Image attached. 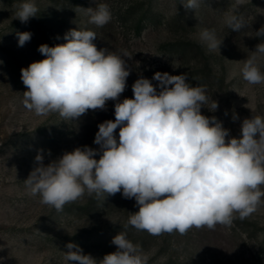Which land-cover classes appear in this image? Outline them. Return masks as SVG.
<instances>
[{
  "label": "rangeland",
  "instance_id": "obj_1",
  "mask_svg": "<svg viewBox=\"0 0 264 264\" xmlns=\"http://www.w3.org/2000/svg\"><path fill=\"white\" fill-rule=\"evenodd\" d=\"M23 2L0 0V264H70L65 259L68 243L100 260L116 251L111 240L120 231L142 246L148 264H264V206L230 227L152 236L124 228L138 208L121 193L100 199L85 195L58 212L42 205L24 182L38 166L39 150H44L47 165L77 147L98 149V125L114 121L115 103L134 98V82L140 77L151 80L156 72L186 73L193 86H206L209 99L201 113L215 116L232 136L239 135L243 119L264 118V83L248 84L241 72L244 60L264 42V36H255L264 26V0H244L240 12L247 27L240 32L225 23L234 0H200L195 10H185L182 0H34L40 13L21 23L16 11ZM99 3H106L112 13L103 27L89 24L81 10ZM80 28L96 33L93 43L98 49L128 54L125 91L118 101H107L104 110H89L76 120L59 114L37 116L23 104L27 88L21 69L45 58L38 51L41 44L66 43L65 34ZM205 28L214 29L223 41L220 49L209 51L201 41ZM22 32L32 36L21 47L17 33ZM258 63L264 72V56ZM215 101L218 109L210 111ZM233 115L238 119L233 121ZM115 135L118 139L119 128Z\"/></svg>",
  "mask_w": 264,
  "mask_h": 264
},
{
  "label": "clouds",
  "instance_id": "obj_2",
  "mask_svg": "<svg viewBox=\"0 0 264 264\" xmlns=\"http://www.w3.org/2000/svg\"><path fill=\"white\" fill-rule=\"evenodd\" d=\"M181 4L185 10H195L200 0ZM243 4L244 0H234L232 14L225 17L232 31L247 27L240 12ZM81 10L96 27L112 19L106 3ZM39 13L34 0H25L18 5L16 19L27 23ZM17 36L22 47L32 33ZM255 36H264V26ZM96 38L92 30L71 29L64 36L66 43L39 46L45 58L21 69L26 109L37 116L59 114L64 120H76L89 110H104L109 100H119L130 74L124 59L128 54L98 49ZM200 39L209 51L220 49L223 42L207 28ZM251 52L244 60L242 77L248 84H262L258 58L264 56V42ZM187 80L186 73L167 72H156L151 80L137 79L132 85L134 98L115 103V120L98 125L94 139L98 149L77 147L47 165L44 150H39L38 166L24 181L30 194L60 212L85 195L100 199L121 193L134 199L138 208L124 228L132 226L152 236L185 235L192 228L215 230L217 225L230 227L234 220L250 217L264 206V118L243 119L239 135L232 136L215 116L201 113L209 99L206 86H193ZM212 109H218L216 101ZM237 119L233 115V121ZM111 243L116 251L100 260L68 243L65 259L70 264H148L149 256L128 239L126 231Z\"/></svg>",
  "mask_w": 264,
  "mask_h": 264
}]
</instances>
